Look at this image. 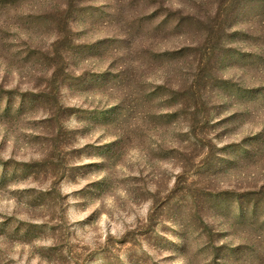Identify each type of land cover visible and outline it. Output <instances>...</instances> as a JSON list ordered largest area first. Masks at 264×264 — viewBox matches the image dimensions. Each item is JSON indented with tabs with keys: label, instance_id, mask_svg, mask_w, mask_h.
<instances>
[{
	"label": "rangeland",
	"instance_id": "rangeland-1",
	"mask_svg": "<svg viewBox=\"0 0 264 264\" xmlns=\"http://www.w3.org/2000/svg\"><path fill=\"white\" fill-rule=\"evenodd\" d=\"M0 264H264V0H0Z\"/></svg>",
	"mask_w": 264,
	"mask_h": 264
}]
</instances>
